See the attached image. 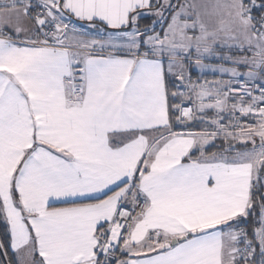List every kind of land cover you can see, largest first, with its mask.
I'll return each mask as SVG.
<instances>
[{
  "label": "snow or ice",
  "instance_id": "6c2138e0",
  "mask_svg": "<svg viewBox=\"0 0 264 264\" xmlns=\"http://www.w3.org/2000/svg\"><path fill=\"white\" fill-rule=\"evenodd\" d=\"M0 264H264V0H0Z\"/></svg>",
  "mask_w": 264,
  "mask_h": 264
}]
</instances>
